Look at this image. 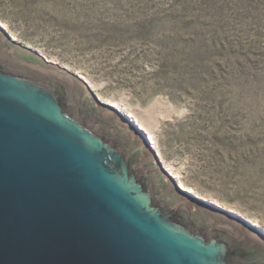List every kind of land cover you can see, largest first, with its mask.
Listing matches in <instances>:
<instances>
[{
  "label": "water",
  "instance_id": "1",
  "mask_svg": "<svg viewBox=\"0 0 264 264\" xmlns=\"http://www.w3.org/2000/svg\"><path fill=\"white\" fill-rule=\"evenodd\" d=\"M0 28V264H264L262 229L184 190L128 116Z\"/></svg>",
  "mask_w": 264,
  "mask_h": 264
},
{
  "label": "rangeland",
  "instance_id": "2",
  "mask_svg": "<svg viewBox=\"0 0 264 264\" xmlns=\"http://www.w3.org/2000/svg\"><path fill=\"white\" fill-rule=\"evenodd\" d=\"M0 25L150 123L173 179L261 235L264 0H0Z\"/></svg>",
  "mask_w": 264,
  "mask_h": 264
},
{
  "label": "bare ground",
  "instance_id": "3",
  "mask_svg": "<svg viewBox=\"0 0 264 264\" xmlns=\"http://www.w3.org/2000/svg\"><path fill=\"white\" fill-rule=\"evenodd\" d=\"M53 66V65H52ZM56 67V66H55ZM73 77H75V78H77L78 80H80V81H82L84 84H85V86L86 87H89V84H88V82H87V80H85L84 78H81V77H79V76H77V75H72ZM110 102V101H109ZM111 106H113V107H115V108H117V109H119L123 114H125L126 116H128L130 119H129V121L130 120H132L133 121V123L134 124H136V126H137V128H138V130H139V132H140V134L142 135V136H144V134H145V136H148V138H149V140H150V142H149V146H150V148H151V146L153 147V148H156V142H155V137L152 135V129H153V127H152V125H150V123H148L147 121H145V120H143V119H141L140 117H137L136 115H133L132 113H130V114H128L123 108H122V106H121V104L118 102V101H116V100H113L111 103ZM155 106L160 110V113L161 114H163V113H172L173 112V107H172V105L171 104H169L167 101H165V100H161V101H159V102H157L156 104H155ZM155 123H156V121H155ZM153 124V126H154V123H152ZM147 138V137H146ZM148 138H147V140H148ZM151 150H153L152 148H151ZM171 173V172H170ZM175 178H177L173 173H171ZM174 182H175V180H173ZM181 185V187L184 189V190H186V188L182 185V184H180ZM189 192H192V193H195L193 190H190ZM224 214V213H223ZM237 220V219H236ZM238 221V220H237ZM241 223V222H240ZM258 233V232H257ZM260 235V234H259ZM262 236V235H261Z\"/></svg>",
  "mask_w": 264,
  "mask_h": 264
},
{
  "label": "flooded vegetation",
  "instance_id": "4",
  "mask_svg": "<svg viewBox=\"0 0 264 264\" xmlns=\"http://www.w3.org/2000/svg\"><path fill=\"white\" fill-rule=\"evenodd\" d=\"M89 106H90V107H89L90 110H91V111H94V107H93L91 104H90Z\"/></svg>",
  "mask_w": 264,
  "mask_h": 264
}]
</instances>
